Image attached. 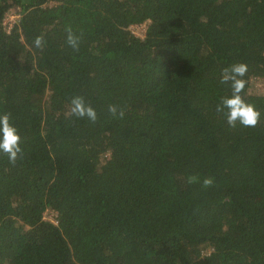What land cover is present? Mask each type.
<instances>
[{
    "label": "trees",
    "instance_id": "trees-1",
    "mask_svg": "<svg viewBox=\"0 0 264 264\" xmlns=\"http://www.w3.org/2000/svg\"><path fill=\"white\" fill-rule=\"evenodd\" d=\"M257 81L264 0H0V264H264Z\"/></svg>",
    "mask_w": 264,
    "mask_h": 264
},
{
    "label": "rangeland",
    "instance_id": "rangeland-1",
    "mask_svg": "<svg viewBox=\"0 0 264 264\" xmlns=\"http://www.w3.org/2000/svg\"><path fill=\"white\" fill-rule=\"evenodd\" d=\"M17 15H18V13H16L15 10H12L5 17L4 23L6 24V26H7L8 29L12 26L13 22L16 20L15 18L17 17ZM142 32H143V27H141V26L140 27L137 26L134 29V33L135 34H138L139 35ZM263 84H264L263 82H258V81L255 82L254 83V89L256 88L255 90H257V89L262 88L263 87ZM54 216H55V212H53V211L47 213V215H46L47 219H49V220H53L54 219Z\"/></svg>",
    "mask_w": 264,
    "mask_h": 264
},
{
    "label": "built area",
    "instance_id": "built-area-1",
    "mask_svg": "<svg viewBox=\"0 0 264 264\" xmlns=\"http://www.w3.org/2000/svg\"><path fill=\"white\" fill-rule=\"evenodd\" d=\"M17 17H18V15H17ZM17 17L15 18V19H17ZM137 26H141V27H143L142 25H133L132 27H131V29L133 30L132 32L134 33V29L137 27ZM143 31H144V28H143ZM143 33V32H142ZM141 33V34H142ZM136 35H138V34H136ZM140 35V34H139Z\"/></svg>",
    "mask_w": 264,
    "mask_h": 264
}]
</instances>
